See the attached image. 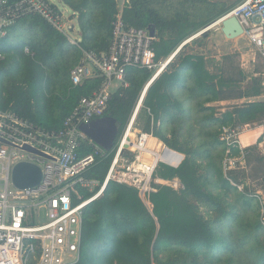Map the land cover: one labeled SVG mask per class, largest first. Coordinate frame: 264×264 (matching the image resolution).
<instances>
[{
	"label": "trees",
	"instance_id": "1",
	"mask_svg": "<svg viewBox=\"0 0 264 264\" xmlns=\"http://www.w3.org/2000/svg\"><path fill=\"white\" fill-rule=\"evenodd\" d=\"M60 1L76 15L78 46L39 16L18 20L0 38V108L48 131L61 129L79 100L100 88L99 77L73 86L69 73L82 58L80 48L107 53L118 13L115 0ZM235 5L210 0H125L122 20L128 27L152 34L155 63L166 61L180 48L144 95L143 106L154 117L152 127L150 115L142 108L135 124L143 113L144 131L184 156L177 168L159 164L156 170L158 179H177L181 188L156 185L147 200L149 210L136 189L108 182L83 212V241L76 264H264L261 197L244 184L245 170H223L226 156H239L240 151L232 147L226 155V144L220 140L223 128L264 120V101L257 100L264 96L263 73L255 71L247 81L243 76L237 81L212 74L206 57L196 51L203 48L208 33L185 43ZM17 33L22 35L18 38ZM152 77L153 71L127 68V86L110 95L104 116L117 120L115 143ZM226 100L244 102L218 111L214 105ZM114 152L96 158L83 174L97 182L92 192L79 188L83 199L99 190ZM244 152L247 166L252 152L264 164L258 145ZM87 154L85 147L79 151L80 157ZM262 185L264 190V179Z\"/></svg>",
	"mask_w": 264,
	"mask_h": 264
},
{
	"label": "built area",
	"instance_id": "2",
	"mask_svg": "<svg viewBox=\"0 0 264 264\" xmlns=\"http://www.w3.org/2000/svg\"><path fill=\"white\" fill-rule=\"evenodd\" d=\"M115 1L118 13L107 53L97 55L80 48L82 58L69 73L73 86L95 77L102 79L101 86L91 96L79 100L61 129L48 131L0 108V264H76L83 241V212L102 195L108 182L136 189L147 202L156 185L168 184L155 178L158 165L177 168L184 159L182 154L163 145L151 131L135 130L143 107V90L125 130L114 144V156L102 185L89 199H83L80 189L92 192L97 186V182L85 179L83 174L106 152L79 127L104 117L110 95L119 86H127L124 81L127 68L153 71L155 78L167 65V60L154 61V37L123 22L125 0ZM28 16H39L70 44L78 46L79 41L70 36L74 30L70 17L50 0H0V38L18 20ZM229 17L238 20L243 29L240 37L246 39L264 64V0H243L216 22L221 26V21ZM147 112L152 117L149 109ZM220 140L226 144V155L232 147L240 151L239 156H226L223 170L244 169V149L251 140L264 155V120L223 128ZM84 147L89 154L80 157L79 151ZM158 154L166 157L175 154L180 161L177 166H170L156 159ZM19 163H29L41 170L42 178L37 186L18 189L13 185L12 170ZM174 181L178 185L179 181Z\"/></svg>",
	"mask_w": 264,
	"mask_h": 264
},
{
	"label": "rangeland",
	"instance_id": "3",
	"mask_svg": "<svg viewBox=\"0 0 264 264\" xmlns=\"http://www.w3.org/2000/svg\"><path fill=\"white\" fill-rule=\"evenodd\" d=\"M57 9L64 12V15H68V9L60 0H50ZM213 2H223L227 5L238 4L243 0H210ZM208 38L205 40L203 48H197L198 53H202L206 57V68L215 75L222 74L227 78L234 80H240L241 77H245L246 81L251 77H254L255 71L264 73V64L255 54L254 50L249 46L246 39L237 38L233 40L226 39L221 33V26L212 24V28H207ZM77 36L73 34V36ZM198 37V36H197ZM196 38V37H195ZM191 40H189L190 42ZM169 64V63H168ZM164 69V68H163ZM163 72V70L161 71ZM160 72V73H161ZM154 74V72H153ZM245 81V82H246ZM244 85V84H243ZM242 86V85H241ZM264 101V97H261ZM244 101L239 100H226L216 103L218 111L227 110L229 107L238 105ZM142 109H146L144 106ZM147 111V109H146ZM146 120L147 117L140 116L137 124H135V130L146 132ZM154 121V117H150V127ZM250 147H253L251 145ZM257 152H252L249 158L248 166L245 164V185L248 186L251 192H256L255 195H259L262 199L264 206V190L262 189V181L264 179V164L258 161ZM155 178L156 177L155 174ZM176 181V180H175ZM175 181H167L166 186L175 190L179 189V183L176 185ZM242 189V186H239ZM147 208L150 210L149 203L146 202ZM264 216V211L262 212ZM264 224V218L262 219Z\"/></svg>",
	"mask_w": 264,
	"mask_h": 264
},
{
	"label": "water",
	"instance_id": "4",
	"mask_svg": "<svg viewBox=\"0 0 264 264\" xmlns=\"http://www.w3.org/2000/svg\"><path fill=\"white\" fill-rule=\"evenodd\" d=\"M211 25H209L207 28H209ZM207 28H205L203 31L196 34L194 37H192L189 40H192L193 38L197 37V35L199 36L203 34L204 32L207 31ZM221 33L226 39L233 40L242 36L243 29L235 17H229L221 21ZM189 40L186 41L185 43H188ZM178 50L175 51L167 59L166 61L167 63L171 61V59L175 56ZM153 80L154 78H152L151 81H149V83L145 86L144 88L145 93ZM79 129L82 133H84V135L87 138L92 140L105 152H109L113 149L119 131L117 120L111 116H104L102 118L93 120L88 124H83L79 127ZM25 149L34 152L35 154H38L40 156H44L43 154L29 147H25ZM41 178H42L41 170L37 166L29 163H19L15 165V167L12 170V183L18 189L35 187L40 183Z\"/></svg>",
	"mask_w": 264,
	"mask_h": 264
},
{
	"label": "crops",
	"instance_id": "5",
	"mask_svg": "<svg viewBox=\"0 0 264 264\" xmlns=\"http://www.w3.org/2000/svg\"><path fill=\"white\" fill-rule=\"evenodd\" d=\"M66 7V6H65ZM68 9V8H67ZM68 11V15L67 16H69L70 17V20L72 21V25H73V27H74V30H73V32L71 33V37H73L74 39H76L77 41H79L80 42V35H79V28H78V24H77V20H76V15H72V11L70 10V9H68L67 10ZM10 29V28H9ZM8 29V30H9ZM19 28H16L15 30H13V31H16V30H18ZM15 34V32H13V35ZM73 34H76L77 36H73ZM22 35V34H21ZM19 33H17V36H18V38L21 36ZM67 40V39H66ZM71 45H73V44H71ZM75 46V45H74ZM264 87V86H263ZM264 97V96H263ZM257 100H261V98H257ZM244 140H246V138H244ZM243 140V143H245V141ZM248 143V142H247ZM251 145H254L253 144V141L251 140L250 142H249V146L248 147H250ZM247 147V148H248ZM259 151L261 152V150L259 149Z\"/></svg>",
	"mask_w": 264,
	"mask_h": 264
},
{
	"label": "bare ground",
	"instance_id": "6",
	"mask_svg": "<svg viewBox=\"0 0 264 264\" xmlns=\"http://www.w3.org/2000/svg\"><path fill=\"white\" fill-rule=\"evenodd\" d=\"M215 25H218V22H215L214 23ZM209 28H212V25L209 27ZM198 36V35H197ZM200 36V35H199ZM170 62V61H169ZM168 62V63H169ZM167 63V65H168ZM166 65V66H167ZM165 66V67H166ZM164 70V69H163ZM160 74V73H159ZM151 80V79H150ZM150 159V158H149ZM156 159H159L160 161H163L165 162L166 164L170 165V166H177L179 161H180V157L175 155V154H172L170 157H166V156H162L161 154H158Z\"/></svg>",
	"mask_w": 264,
	"mask_h": 264
}]
</instances>
